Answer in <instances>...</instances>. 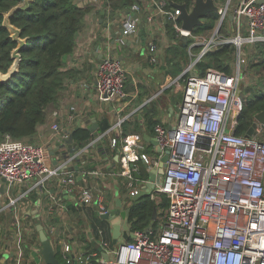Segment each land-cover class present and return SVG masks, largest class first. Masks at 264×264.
Returning <instances> with one entry per match:
<instances>
[{
    "label": "built area",
    "instance_id": "obj_1",
    "mask_svg": "<svg viewBox=\"0 0 264 264\" xmlns=\"http://www.w3.org/2000/svg\"><path fill=\"white\" fill-rule=\"evenodd\" d=\"M168 3V0H138L125 10L121 22L124 37L141 47L139 23L142 11L147 12L149 35L144 47L146 59L153 66L158 62L159 30L166 33L167 19L173 22L180 37L191 38L189 51L193 45L200 46L181 73L175 77L168 75L167 86L181 90L176 121L171 126L164 122L154 125L160 147L169 150L161 183L150 196L155 198L156 194L164 193L168 205L159 221H155L156 217L147 227L130 229L132 236L114 247L103 239L100 228L97 242L111 258L107 261L99 254L97 260L101 264H264V141L259 136L263 127H257L251 135L235 132L244 103L238 88L245 78L242 46L264 41V0L218 3L219 17L208 37L183 29L176 22L180 8L172 5L168 8ZM229 14L233 15L234 23L231 36L219 33L229 27ZM155 18L159 21L155 22ZM224 43H232L236 48L237 62L231 72L208 67L203 74L190 73L203 54ZM132 71L119 57L110 54L97 63V95L101 100L114 102L118 112L126 105L125 83ZM74 109L75 105L53 107L46 113L51 135L43 142L15 139L9 134L0 139V178L5 182L1 197L8 196L13 229V240L5 239L0 245V253L11 252L12 259H4L1 264H25L27 216L17 212V203L28 191L44 187L49 191L56 187L50 193L51 201L43 219L52 217L65 196L77 206H96L99 215L109 212L102 190L86 178L101 177V172L89 168L78 175L70 166L75 159L83 164L86 148L103 136L101 132L82 147L66 143L64 140L80 126L82 119ZM123 119L117 121L118 128ZM120 136L111 137L110 146H119L117 173L124 177L127 194L132 197L139 193L134 174L137 167L133 163L140 160L145 165H156L162 153L144 151L142 135L137 132ZM51 141L62 150L61 155L56 157L49 152ZM52 181L56 185H50ZM24 182L29 188L12 193L13 184ZM48 228L57 232L52 223ZM61 248L66 264H93L92 257L96 256V252L73 254L69 238L62 241Z\"/></svg>",
    "mask_w": 264,
    "mask_h": 264
},
{
    "label": "trees",
    "instance_id": "obj_2",
    "mask_svg": "<svg viewBox=\"0 0 264 264\" xmlns=\"http://www.w3.org/2000/svg\"><path fill=\"white\" fill-rule=\"evenodd\" d=\"M137 1L105 0V3L112 11H116L126 10ZM168 1L184 3L187 8H191L194 3V0ZM169 7H171L170 3H168ZM88 11L89 6L79 5L75 0H0V71L8 70L14 60V50L17 48L20 56L17 70L9 79L0 81V139L5 134L15 139L28 138L36 131L37 125L44 121L48 107L59 105L65 86L73 76V71L65 68V58L74 50L77 33L82 28ZM218 17L217 12H208L202 17L203 22L193 28L192 33H209L215 27ZM176 22L181 24L180 19H176ZM165 29L171 37V43L166 47L164 60L158 64V59L155 66L164 69V75L175 77L194 59V54L198 52L200 46L193 45L189 51L191 38H187L184 42L173 28V22L168 19L165 21ZM13 35L24 38V44H20L17 37ZM254 44L260 51L257 53V60L252 65L264 71V48L262 47L264 41L256 40ZM235 51L234 44L224 43L203 54L195 62L194 67L199 74H203L208 67H214L227 73L231 72ZM262 78H264V73L261 75V80ZM129 82L131 78L126 81L125 88ZM253 84L257 85L256 79L250 81L248 90L252 92L245 98L239 113L235 127L237 134L246 133L254 120V114L264 109V84L261 83L262 87L257 89L253 88ZM137 97L139 101L142 100V94H138ZM141 108L140 118L135 116L133 119H125L122 122V135L131 133V131L140 132L143 126L148 133H153L154 125L161 122V119L156 116L154 99L143 103ZM110 126V120L104 117L98 122L97 131L104 132ZM72 132L73 143L79 147L87 144L95 134L89 130V126L84 125L75 127ZM118 148L119 146L113 149L117 151ZM30 196L35 201L39 198L34 190L31 191ZM156 196L152 198L150 194H144L136 199L134 196H129L131 200L128 206L130 229L147 227L153 221L154 207L156 212L164 214L168 205V197L164 193H158ZM68 208L73 215H81L85 207H79L71 202ZM86 212L89 216V230L81 225L83 219L80 217L79 224H77L78 232H75V236L84 242V254L82 255L96 252V256L92 257V263L101 264L97 260L100 250L95 246L100 238L98 230L100 228L103 230V239L112 246L110 226L108 221L97 214L94 208H87ZM2 213H0V227L5 220H11ZM7 215L11 213L8 212ZM158 219L157 216L155 221ZM50 221L56 223V218L52 216ZM34 231L39 238L36 228ZM59 236L52 239L50 237V239L56 258L62 264H66L60 244L62 239Z\"/></svg>",
    "mask_w": 264,
    "mask_h": 264
},
{
    "label": "crops",
    "instance_id": "obj_3",
    "mask_svg": "<svg viewBox=\"0 0 264 264\" xmlns=\"http://www.w3.org/2000/svg\"><path fill=\"white\" fill-rule=\"evenodd\" d=\"M216 1V0H215ZM238 0H233L232 3H236ZM217 2V1H216ZM220 3V2H217ZM87 5V4H84ZM107 3L99 2L98 4H92V7L90 11L85 16L84 24L82 28L78 31L76 36V45L74 47V50L71 54L66 56L65 58V68L70 69L73 71L72 78L68 81V83L65 86L63 97L60 100V103L57 107H64L67 108L71 105H75L74 111L78 112L82 115V119L80 121V125L89 126L92 123V120L95 119V121L98 122L103 119L104 117L108 118L111 122V126L103 133V136L98 140L97 143H94L86 148V150L83 153V157L85 156V162L81 164L79 159H75L74 162L70 165L74 171L78 173V175H81L85 169H97L99 172H101V177L99 176H86V178L89 180V183L94 185L98 189L108 188L111 190V194L109 196H106V191L104 194V201L107 207L109 208V211L115 210L116 214H118L122 209H125L126 207L130 206L131 200H129V196L127 194V188L124 187V177L118 175V163H117V153L118 151H115L110 146V138L111 137H117L120 138L122 134L121 125L122 122L125 119H133L135 116H140V112L142 111L141 106L143 105V102L145 100L150 101L153 99L155 93L161 88V90L167 89V85H165V81H168V75H160L156 74L158 72H161L162 69L157 67V65L153 66L151 63H149L146 59V53L145 48H141L145 46L141 42V47L139 48V54H133L131 52L132 44L129 41V44L126 42H123L122 40L116 41L115 43H112V32L109 30L110 27L113 29H118L121 27V22L124 16L125 10H116V11H109V16L106 15V18L103 16L101 17L100 14H106L107 11H105ZM141 18L144 23V29H145V36L149 35V27L145 23V17L147 15V12L145 10L141 13ZM155 22H158L159 19L155 18ZM227 24L230 26V30L233 31L234 23L231 19L228 17ZM116 22H118V25H116ZM120 23V24H119ZM105 25H108L105 26ZM158 25V24H156ZM159 51H158V59L160 61V54H161V48H162V41L164 43V37L166 36L165 32L159 30ZM128 39V38H127ZM171 43V42H170ZM124 46V47H123ZM127 46V47H126ZM106 54H110L112 56L119 57L122 62L126 65L128 68H132V73L129 75L131 77V82H129V85L131 86V91H126V105L123 108L121 112L117 111L116 104L111 101H104L101 100L96 91V80H95V70L98 61ZM159 64V62H158ZM143 71V73H139V71ZM143 75V76H140ZM142 77V78H140ZM166 79L165 81H163ZM250 81H253V79H250ZM241 82V81H240ZM167 84V83H166ZM142 86L141 88L139 86ZM173 89V88H172ZM171 89V90H172ZM176 91L175 89H173ZM156 91V92H155ZM142 94V100L143 102L138 100L137 95ZM168 95V94H167ZM151 97V98H150ZM168 99V97H166ZM181 99V98H180ZM169 100V99H168ZM177 101V105H178ZM158 103L155 102L157 114L156 116L161 119V122H164L166 124L174 123L177 119V113H178V107L176 109L175 115H172V106H170V100L166 104L157 105ZM52 107V106H49ZM48 107V108H49ZM56 107V108H57ZM121 118H124L121 121L120 128L117 127L116 123ZM45 124V123H44ZM139 124L142 126V123L139 122ZM41 124L37 127V142H43L44 140L48 139V135L45 136L42 135L43 126L41 127ZM46 128V127H45ZM137 133L142 135V143L144 145L143 150L146 151L147 149H150L151 154H158L155 151L154 146L150 142V140H146L143 137V133L146 132L150 136H155L154 131L153 133H148L145 130V127L143 126ZM263 129V128H262ZM139 130V129H138ZM51 131V130H50ZM133 132V131H131ZM101 132L97 131L93 135V138L99 135ZM262 132H260L261 134ZM259 134V132H258ZM259 134V135H260ZM52 141L49 143L51 145L52 154H55V156H59L62 154V150L57 148L56 143H52ZM49 149V152H50ZM54 164L56 163V160H53ZM137 168L134 170V174L136 170H142L141 166H146L142 161H137L133 163ZM81 178V177H80ZM79 178V179H80ZM80 181V180H79ZM81 182V181H80ZM2 184V179L0 178V185ZM29 184L27 182L24 183H16L12 186V193H16L17 190H24L29 187H27ZM50 185H56L55 181L50 182ZM140 188V185L138 186ZM56 187H51L49 191L47 189L41 188L39 191L38 189H33L38 193L39 198L32 199V196H30L31 191H28L23 199L19 200L17 203V212L19 214H22L25 217L26 220V231H25V264H47L45 260L42 257L41 254V242L39 238L35 235V228H36V220H38L40 223H42L43 228L45 232L48 235V238L51 239L54 237H57L59 235L60 244L62 245V241L66 238L71 239L72 237V250L73 254H82L83 253V245L84 242L80 241L76 238L75 232L78 230L77 224L78 220L75 221L73 218L75 215L71 213V211L68 208V204L71 203V198L65 196L64 201L61 202L60 208L56 209V211L53 213L52 216L56 218V223H52L49 219H43L42 215L44 213V210L46 209V206L50 203V193H54L52 189L55 190ZM125 188V189H124ZM56 193V192H55ZM38 202L39 204H36ZM8 204V196L2 195L1 197V206L2 210H0V213L3 212L5 216L9 213H11V208L7 207ZM37 206L38 216H34L33 214L29 213L31 209ZM83 207V206H79ZM84 211H82L81 218L82 224L84 225V228L86 230H89L88 227V214L86 212L87 208H94L95 211L97 210L96 206L89 205L84 206ZM97 212V211H96ZM11 218V215H7ZM107 220V219H106ZM110 226V234H111V224L109 220H107ZM12 221L10 219H7L2 224L0 232V245L2 241L13 240V233H12ZM51 223L56 226L57 232H50L48 226L51 225ZM79 226V225H78ZM56 231V230H55ZM78 232V231H77ZM111 236V235H110ZM50 239V242L52 244V241ZM125 239L123 237H119L118 243L124 241ZM112 242V237H111ZM53 246V244H52ZM54 249V247H53ZM101 254V253H100ZM4 259H12L11 252L9 253H0V260ZM3 262V261H2Z\"/></svg>",
    "mask_w": 264,
    "mask_h": 264
},
{
    "label": "water",
    "instance_id": "obj_4",
    "mask_svg": "<svg viewBox=\"0 0 264 264\" xmlns=\"http://www.w3.org/2000/svg\"><path fill=\"white\" fill-rule=\"evenodd\" d=\"M170 4L172 6L180 8V13L178 15V19L181 20V27L183 29L192 31L193 28L199 24H201L202 17H204L208 12H217L218 11V4L215 0H194V3L191 8H187L184 3H177L171 1ZM229 19L232 20L233 15H228ZM116 25H118V22H116ZM108 27V25H105ZM220 22L217 24V28H219ZM109 30L112 32V36L114 39H112V43L118 42L119 40H122L123 42H126L129 44V39L124 37L123 35V29L122 27H119L118 29H113L112 27L109 28ZM139 34L142 39V43L145 42V29H144V23H139ZM17 37V36H16ZM19 39L20 44H24L25 39L22 40L20 37H17ZM181 39L185 42L187 40L186 36H181ZM18 48L14 50L13 57L14 60L12 64L9 66L8 70L6 72L0 71V81H5L11 77V75L17 70L20 56L17 52ZM192 75H196L197 71L195 69H192L190 72ZM172 124H170L171 126ZM263 127L264 128V109L256 112L254 114V120L251 123L250 127L246 131V135L253 134L254 130L257 127ZM98 127L97 122L95 119L92 120V123L89 125V130L93 133L96 132V129ZM143 137L146 140H150L152 145L155 148V151L157 153H162L161 156L158 159V163L156 165L150 166L146 165L144 169L142 170H136L135 171V177H136V183L140 185L139 193L134 196L136 199L140 195L144 194H150V192L155 190V187L161 183V177L164 171L165 167V161L168 157V148L162 150L160 147L157 139L155 136H150L146 132L143 133ZM66 143L71 144L73 142V132L71 131L68 135V137L64 140ZM74 148L71 147L70 150L72 151ZM119 152V148L117 149ZM50 153H52V149H50ZM118 156V153H117ZM4 180H2V184L0 185V206H1V194L4 192ZM39 191V189H38ZM36 204H39L36 202ZM37 206L34 207L29 211V213L33 214L34 216H38ZM103 218L109 220L112 230H111V237H112V246H116L118 244L119 237H123L125 240H128L132 236V232L130 231L128 219H129V207H126L125 209H122L118 214H116L115 210H111L103 215H101ZM156 218V209L154 207L153 209V215L152 219ZM36 229L38 231L39 240L41 242V254L43 259L47 264H62L61 261H59L54 253L53 246L50 242V239L48 238L47 233L45 232L42 223H40L38 220H36ZM1 232V227H0ZM95 246L97 249L100 250V253L102 257L110 261V254L106 249H103L100 244L95 243ZM3 260H0V264Z\"/></svg>",
    "mask_w": 264,
    "mask_h": 264
},
{
    "label": "rangeland",
    "instance_id": "obj_5",
    "mask_svg": "<svg viewBox=\"0 0 264 264\" xmlns=\"http://www.w3.org/2000/svg\"><path fill=\"white\" fill-rule=\"evenodd\" d=\"M75 1L79 5H83V6H85L84 4H87V6H89V11H90V9L92 7V4H98L99 2H104L105 3V0H75ZM216 1L217 2H223V1L225 2L227 0H216ZM230 1L233 2V0H230ZM104 9H105V11H107V13L106 14H100V15H101V17L103 16L104 18H106V15L109 16V11L112 10V9L109 6H107V5H106V7ZM229 28H230V26L229 27L226 26L224 28V30H222L220 32L218 31V32L220 34H223V35H228V36L230 35L231 36V35L234 34V32L231 31ZM165 34H166V36L164 37V43H163V41L161 42L162 43V48H161L162 50H161V54H160L159 64L164 60V52H166V47L171 42L170 41V38L171 37L169 36V34L167 32ZM209 34L210 33L206 34V36L208 37ZM13 37H16V36L13 35ZM20 39L24 40V38H20ZM18 41H19V39H18ZM262 47L264 48V44H263ZM141 48H145V47H141ZM130 49H131V52L133 54H135V55L136 54H139V48H138V45L137 44L132 45V47ZM242 51L244 52V62H243V65H244L243 67L244 68H243V73L245 75V78L243 80H241V82L239 83V87L238 88L240 89V94H241L242 98L245 101V98H247V96L250 95V93L252 92V91H249L248 90V87H250L249 86L250 79H256L257 85L255 86V84H253L254 85L253 88H256V89L258 87L261 88L262 87L261 83L264 84V78H262V80H261V75L264 73V71L263 70H258L259 68L255 67V65H252V63H254L257 60V53H259V51H260V49L258 48V46H255L254 42H247V43H245L242 46ZM235 56H236V54H235ZM157 58H158V54H157ZM232 61H233L232 62V69H233L235 67V63L237 62L236 61V58H234ZM139 73H143V71L140 70ZM156 74L164 75V69H162L161 72H158ZM140 76H143V75H140ZM140 78H142V77H140ZM165 80L166 79H164L163 81H165ZM169 81L170 80L165 81L164 84L165 85H168V82ZM167 87L168 88L165 89V90H161V88H160L157 91V93L154 94V96L152 98L154 99V101L156 103H158L157 105H162V104H165V103L167 104L168 101L170 100V104H171L170 106H172V112H173L172 115H175L176 109H177V101H179L180 98H181V90L174 91L172 89V86L171 85H169ZM253 88L251 87V90H253ZM127 89L130 90V91L132 90L131 89V86L129 84L126 86V91H128ZM166 97H168L169 100L166 99ZM52 109H53V107H49L47 109L48 111L46 113L48 114L49 111L50 112L52 111ZM47 114L45 115L44 121L41 122L40 124H41V127L42 126L44 127L43 130H42V132H43L42 135L44 134L45 136H47V134H49L48 135V139H49L50 138V135H51V131H50L49 116ZM40 124H38L37 127ZM41 127H40V129H41ZM263 130H262V133L259 136L264 141V131ZM37 131H38V129H36V131L32 135H30L28 138L27 137H24V138H19V139H21V140H32V141H36L37 138L35 139V137L38 136L37 135ZM146 151L148 153H151L150 149H147ZM141 167H142V169H144V166H141ZM123 182H124V187H125V185H126L125 184L126 183L125 182V179H124ZM3 183L5 185V182L4 181H3ZM101 190H102V192L104 194H105V191H106V196H109L111 194V190L108 189V188L106 189V188L103 187ZM157 216L160 219V218H162L163 214H159L158 212H156V217ZM6 217H7V215H6ZM80 217L81 216L75 214V216L73 218L75 219V221H77V220H79ZM159 219H158V221H159Z\"/></svg>",
    "mask_w": 264,
    "mask_h": 264
},
{
    "label": "flooded vegetation",
    "instance_id": "obj_6",
    "mask_svg": "<svg viewBox=\"0 0 264 264\" xmlns=\"http://www.w3.org/2000/svg\"><path fill=\"white\" fill-rule=\"evenodd\" d=\"M120 24V23H119ZM122 24V23H121Z\"/></svg>",
    "mask_w": 264,
    "mask_h": 264
}]
</instances>
